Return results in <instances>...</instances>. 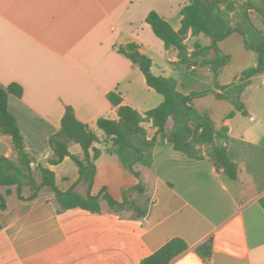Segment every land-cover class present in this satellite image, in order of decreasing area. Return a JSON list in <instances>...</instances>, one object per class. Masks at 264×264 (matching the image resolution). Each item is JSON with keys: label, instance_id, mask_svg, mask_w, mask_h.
Listing matches in <instances>:
<instances>
[{"label": "crops", "instance_id": "obj_1", "mask_svg": "<svg viewBox=\"0 0 264 264\" xmlns=\"http://www.w3.org/2000/svg\"><path fill=\"white\" fill-rule=\"evenodd\" d=\"M185 0H0V84L18 83L22 97L9 96V109L24 135L27 150L35 157L34 175L40 165L55 171L56 184L66 191L78 180V166L67 156L50 165V136L61 127L66 105L78 119L95 129L102 150L91 194L106 187L118 201L127 191L135 208L114 209L101 200V210L65 209L53 191L43 189L34 199L18 196L17 187L6 195L7 208L0 210V264H141L175 237L189 248L170 264H264V73L253 77L242 93L248 115L214 94L196 97L193 105L207 110L217 127L229 130L228 150L238 164V178L218 170L209 158L197 160L174 149L168 141L154 146L151 167L136 164L144 192L132 188L140 179L126 170L116 147L98 129L100 117L117 118V107L107 97L116 91L123 104L141 112L159 105L163 96L149 87L142 71L117 45L136 42L152 61L156 75L173 77L184 94L215 88L209 65L180 63L179 51L167 49L155 35L146 16L159 12L175 30L181 28ZM255 25L264 31L257 15ZM210 46L205 34L188 33L189 56L195 43ZM230 57L221 69L222 85L234 82L257 64L256 52L245 46L244 37L233 32L219 41ZM216 55L211 50L208 58ZM172 120L168 128L172 126ZM148 137L156 134L145 123ZM70 151L81 155L80 144ZM0 155L16 159L12 139L0 133ZM38 172V176L36 173ZM5 190L2 191L6 193ZM76 189L86 194L82 183ZM29 187L23 188L28 197ZM143 200V205L141 201ZM213 238V251L204 260L196 247Z\"/></svg>", "mask_w": 264, "mask_h": 264}, {"label": "trees", "instance_id": "obj_2", "mask_svg": "<svg viewBox=\"0 0 264 264\" xmlns=\"http://www.w3.org/2000/svg\"><path fill=\"white\" fill-rule=\"evenodd\" d=\"M185 0L181 9V28L175 30L171 23L159 12L151 10L146 16L155 35L159 37L167 49L175 48L179 51L180 63L190 65L198 63L202 58V65H209L215 74V88L199 92L184 94L177 88V81L173 77L156 75L152 71V59L140 50L136 42L117 45L119 53L125 55L132 63L139 67L145 76L146 83L163 96V101L144 112L131 105L123 104V97L116 91L107 94L110 102L117 107V118L100 117L97 127L108 140L116 147L123 167L140 179L132 189L143 193L145 186L140 171L135 169L136 164L151 167L154 161V146L158 140L168 141L175 150L184 153L192 159L213 160L218 170H223L232 179L238 178V164L234 162L228 150L229 130L227 126L217 127L210 113L193 105L196 97L214 94L218 99L230 101L234 110L228 117L237 111L248 115V109L242 99V93L251 83L254 76L264 73V31L259 29L253 20L257 15L264 24V0ZM232 13L238 15L233 21ZM192 35L205 34L210 37V46H201L195 43V50L189 56V47L186 43L188 33ZM233 32L243 35L247 49L256 52L257 64L244 70L232 83L222 85L218 80L221 69L229 62L230 57L221 52L219 41L225 39ZM211 50L216 52L208 58ZM22 97L23 87L18 83L9 85L0 84V133L12 139L17 151V158L12 159L0 155V210L7 208L6 195L12 193V186L17 187L20 198L34 199L43 189H49L56 195L57 200L65 209L82 208L91 212L101 210V200L120 210L126 207L135 208L139 216L146 214V209H139L134 201H130L127 191L124 200H116L104 187L98 195L91 194L97 166L96 160L102 150L96 146L100 136L77 118L71 105H66L60 129L52 134L49 144L52 155L47 159L48 164L57 165L67 156L78 166L79 178L68 190L63 191L56 184L55 171L50 167L40 165V180L34 175L31 162L35 157L27 150L24 135L15 115L9 109V96ZM173 124L168 128L169 121ZM152 123L156 134L148 137L145 123ZM78 143L82 147V154H73L70 145ZM86 186V194L76 189L78 184ZM6 188V193L1 191ZM29 187L31 193L28 197L23 195V188ZM264 208V197L260 199ZM1 228V227H0ZM189 248L186 241L175 237L166 242L157 251L142 259L141 264H170L174 259ZM213 251V238L210 237L196 247V252L208 260Z\"/></svg>", "mask_w": 264, "mask_h": 264}, {"label": "rangeland", "instance_id": "obj_3", "mask_svg": "<svg viewBox=\"0 0 264 264\" xmlns=\"http://www.w3.org/2000/svg\"><path fill=\"white\" fill-rule=\"evenodd\" d=\"M243 1H245V0H240V1H239V4H242ZM232 16H233V21H234V22H236V21L238 20V18H239L238 15H236L235 13H232ZM254 21H255L257 24H259V21H258L257 19H254ZM36 175H37V176L39 175L38 172L36 173ZM1 190L4 191V190H5V187H2ZM139 200L141 201V204L143 205V200H142V199H139Z\"/></svg>", "mask_w": 264, "mask_h": 264}, {"label": "built area", "instance_id": "obj_4", "mask_svg": "<svg viewBox=\"0 0 264 264\" xmlns=\"http://www.w3.org/2000/svg\"><path fill=\"white\" fill-rule=\"evenodd\" d=\"M31 165L34 167L35 166V163L34 162H31Z\"/></svg>", "mask_w": 264, "mask_h": 264}]
</instances>
